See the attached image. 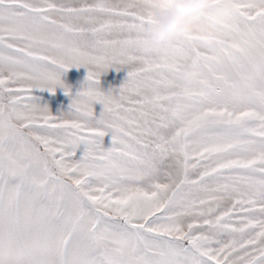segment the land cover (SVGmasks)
Wrapping results in <instances>:
<instances>
[{
  "label": "snow or ice",
  "instance_id": "1",
  "mask_svg": "<svg viewBox=\"0 0 264 264\" xmlns=\"http://www.w3.org/2000/svg\"><path fill=\"white\" fill-rule=\"evenodd\" d=\"M173 4L0 0V264H264V0L149 50Z\"/></svg>",
  "mask_w": 264,
  "mask_h": 264
},
{
  "label": "clouds",
  "instance_id": "2",
  "mask_svg": "<svg viewBox=\"0 0 264 264\" xmlns=\"http://www.w3.org/2000/svg\"><path fill=\"white\" fill-rule=\"evenodd\" d=\"M215 3L216 0H174V4L170 7L156 8V22L149 27L150 39L147 48L158 50L176 37L193 32L196 22ZM198 35L208 44L215 43L214 33L211 30L201 31ZM187 79L189 83H193L196 77L189 73ZM100 174L103 175L104 170H101Z\"/></svg>",
  "mask_w": 264,
  "mask_h": 264
},
{
  "label": "rangeland",
  "instance_id": "3",
  "mask_svg": "<svg viewBox=\"0 0 264 264\" xmlns=\"http://www.w3.org/2000/svg\"><path fill=\"white\" fill-rule=\"evenodd\" d=\"M88 69L84 67L80 68H72L68 70L63 76L62 79L66 84L71 86L73 95L80 88L81 84L85 80ZM127 75V68H122L121 71L117 72L115 69H111L104 73L101 76V87L107 92L109 89H118L122 84L123 80ZM34 95L39 98V103L43 105H47L52 112L53 115H60L61 113L67 112L69 110V106L71 104L72 97L66 95L62 88H57L56 92L50 93L48 91H39L37 90ZM94 109L96 115L103 109L102 104H95ZM110 135L104 138L105 147L109 145Z\"/></svg>",
  "mask_w": 264,
  "mask_h": 264
}]
</instances>
